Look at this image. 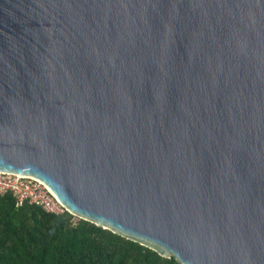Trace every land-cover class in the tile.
Here are the masks:
<instances>
[{"label":"water","instance_id":"1","mask_svg":"<svg viewBox=\"0 0 264 264\" xmlns=\"http://www.w3.org/2000/svg\"><path fill=\"white\" fill-rule=\"evenodd\" d=\"M0 173L177 264H264V0H0Z\"/></svg>","mask_w":264,"mask_h":264},{"label":"trees","instance_id":"2","mask_svg":"<svg viewBox=\"0 0 264 264\" xmlns=\"http://www.w3.org/2000/svg\"><path fill=\"white\" fill-rule=\"evenodd\" d=\"M0 264H177L67 212L0 195Z\"/></svg>","mask_w":264,"mask_h":264},{"label":"built area","instance_id":"3","mask_svg":"<svg viewBox=\"0 0 264 264\" xmlns=\"http://www.w3.org/2000/svg\"><path fill=\"white\" fill-rule=\"evenodd\" d=\"M11 195L16 206L36 205L46 213L61 215L65 208L41 183L33 179L0 173V195Z\"/></svg>","mask_w":264,"mask_h":264}]
</instances>
